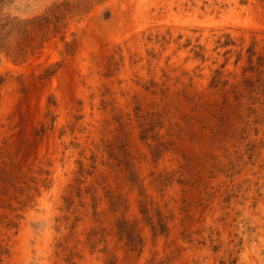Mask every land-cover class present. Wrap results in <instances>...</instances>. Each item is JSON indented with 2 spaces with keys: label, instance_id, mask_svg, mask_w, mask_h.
<instances>
[{
  "label": "rangeland",
  "instance_id": "374dc122",
  "mask_svg": "<svg viewBox=\"0 0 264 264\" xmlns=\"http://www.w3.org/2000/svg\"><path fill=\"white\" fill-rule=\"evenodd\" d=\"M0 264H264V0H0Z\"/></svg>",
  "mask_w": 264,
  "mask_h": 264
}]
</instances>
